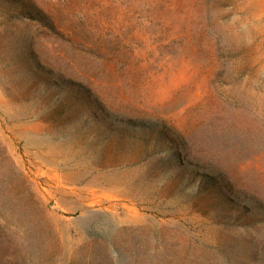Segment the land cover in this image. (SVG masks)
<instances>
[{"label":"rangeland","instance_id":"rangeland-1","mask_svg":"<svg viewBox=\"0 0 264 264\" xmlns=\"http://www.w3.org/2000/svg\"><path fill=\"white\" fill-rule=\"evenodd\" d=\"M0 264H264V0H0Z\"/></svg>","mask_w":264,"mask_h":264}]
</instances>
